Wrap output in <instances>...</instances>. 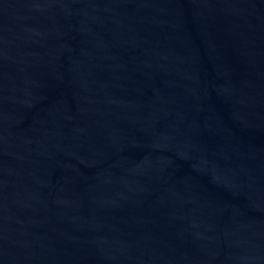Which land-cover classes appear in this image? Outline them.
Segmentation results:
<instances>
[{"label": "water", "instance_id": "water-1", "mask_svg": "<svg viewBox=\"0 0 264 264\" xmlns=\"http://www.w3.org/2000/svg\"><path fill=\"white\" fill-rule=\"evenodd\" d=\"M0 264H264V0H0Z\"/></svg>", "mask_w": 264, "mask_h": 264}]
</instances>
